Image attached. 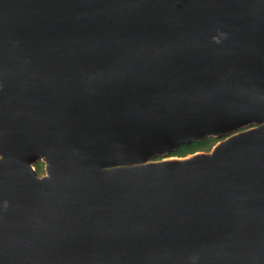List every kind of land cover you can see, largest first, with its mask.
Wrapping results in <instances>:
<instances>
[{"label":"water","instance_id":"95a60500","mask_svg":"<svg viewBox=\"0 0 264 264\" xmlns=\"http://www.w3.org/2000/svg\"><path fill=\"white\" fill-rule=\"evenodd\" d=\"M0 264H264V0H0Z\"/></svg>","mask_w":264,"mask_h":264},{"label":"trees","instance_id":"16d2710c","mask_svg":"<svg viewBox=\"0 0 264 264\" xmlns=\"http://www.w3.org/2000/svg\"><path fill=\"white\" fill-rule=\"evenodd\" d=\"M216 140L214 138H206L203 141L181 144L171 155L185 156L201 150H209Z\"/></svg>","mask_w":264,"mask_h":264},{"label":"rangeland","instance_id":"374dc122","mask_svg":"<svg viewBox=\"0 0 264 264\" xmlns=\"http://www.w3.org/2000/svg\"><path fill=\"white\" fill-rule=\"evenodd\" d=\"M251 126H253V124H250V125H247V126H245V127H243V128H241L240 130H244V129H246L247 127H251ZM225 136H222V137H217V138H214L216 141L214 142V144L212 145V146H214L215 144H217L219 141H221L223 138H224ZM212 146L210 147V149L212 148ZM209 149V150H210ZM201 151H208V150H201ZM169 156H175V155H164V156H158V157H155V158H153L154 160L155 159H159V158H166V157H169ZM45 165H46V163L43 161V160H38L37 162H35L34 164H33V167H34V169L35 170H38V174L39 175H41V176H43V175H45L46 173H45Z\"/></svg>","mask_w":264,"mask_h":264},{"label":"flooded vegetation","instance_id":"af4514ba","mask_svg":"<svg viewBox=\"0 0 264 264\" xmlns=\"http://www.w3.org/2000/svg\"><path fill=\"white\" fill-rule=\"evenodd\" d=\"M39 160H41V159H39ZM33 168H34V167H33ZM34 170H35V169H34ZM35 171H36V173H37L38 176H41V175L38 174V170H35Z\"/></svg>","mask_w":264,"mask_h":264},{"label":"bare ground","instance_id":"6f19581e","mask_svg":"<svg viewBox=\"0 0 264 264\" xmlns=\"http://www.w3.org/2000/svg\"><path fill=\"white\" fill-rule=\"evenodd\" d=\"M44 160V159H43ZM45 161V160H44Z\"/></svg>","mask_w":264,"mask_h":264}]
</instances>
